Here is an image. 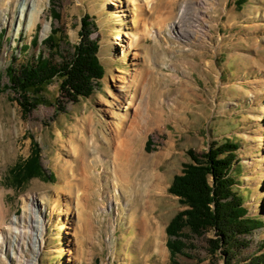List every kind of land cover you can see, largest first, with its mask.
<instances>
[{
	"label": "rangeland",
	"instance_id": "374dc122",
	"mask_svg": "<svg viewBox=\"0 0 264 264\" xmlns=\"http://www.w3.org/2000/svg\"><path fill=\"white\" fill-rule=\"evenodd\" d=\"M36 1L0 0V264L36 256L20 231L7 229L14 219L24 224L31 201L46 227L38 264H172L166 227L182 206L168 188L191 160L188 149L203 152L212 142L240 144L235 190L248 215L264 222V0H57L65 55L88 13L105 75L90 97L65 95L60 110L41 105L24 117L4 87L9 66L46 51L51 0L31 28ZM185 4L190 16L180 31L174 23ZM137 122L143 159L116 172L117 140ZM33 139L54 181L34 177L15 188L10 171L29 156ZM211 236L189 239L176 264H224L209 252ZM242 239L249 245L234 264L264 253V226Z\"/></svg>",
	"mask_w": 264,
	"mask_h": 264
},
{
	"label": "trees",
	"instance_id": "16d2710c",
	"mask_svg": "<svg viewBox=\"0 0 264 264\" xmlns=\"http://www.w3.org/2000/svg\"><path fill=\"white\" fill-rule=\"evenodd\" d=\"M236 2L242 6L246 0ZM50 5L52 27L42 41L46 51L40 50L34 61L18 69L13 66L7 69L10 83L4 88L16 94L24 117L41 105L57 106L60 110L61 98L65 95L72 102L90 97L105 75L98 55L99 41L93 38L97 27L93 17L86 13L81 18L80 40L68 56L63 50L67 36L55 23L62 17L57 0H51ZM38 43L39 38L35 37L30 44L37 46ZM29 46L23 45V49L28 50ZM239 148L238 142L225 140L212 142L203 152L188 149L191 160L183 165L168 188L182 206L166 227V245L172 264H176L177 255H188L189 239L209 232H212L208 238L209 252L220 253L224 264H234L237 252L249 245L242 237L264 226L262 219L248 215L243 196L235 190L238 179L234 170L239 161ZM41 153L40 144L33 139L29 156L19 160L10 171L15 188L23 187L34 177L54 181V175L43 167ZM237 264H264V253Z\"/></svg>",
	"mask_w": 264,
	"mask_h": 264
},
{
	"label": "bare ground",
	"instance_id": "6f19581e",
	"mask_svg": "<svg viewBox=\"0 0 264 264\" xmlns=\"http://www.w3.org/2000/svg\"><path fill=\"white\" fill-rule=\"evenodd\" d=\"M5 1H7L6 4H8V2H11L12 0L11 1L1 0V5L2 4L4 5ZM19 1L20 0H13L15 4L18 3ZM22 1H23V4L26 5L32 0H22ZM44 1L45 0H38V2L36 1V3L33 4L34 9L30 16L31 28L35 27L38 23ZM188 5L185 4L183 6L180 19L176 23H174L176 26L179 27L180 31L184 30V27H183L184 18L187 16H190L188 15L189 13ZM199 15H200L199 11H197L195 14L194 13L191 14V17L193 18L192 21L196 22L198 18L200 17ZM140 126H141V123L139 124L137 122L135 126L132 125L131 130L129 132L127 131L128 133L125 135V138L121 139V136L120 138H118L116 152L113 155V163L115 164L114 168L116 172L123 171L124 167L127 166L128 163H130L131 165H134L137 162H139L141 159H143L142 151L138 147L140 135L137 129ZM105 162L108 164L110 163L107 160ZM106 165H105V168H106ZM72 174L73 173H71V175ZM67 185L74 186L72 181H68ZM43 203L45 204L44 201ZM43 214H44L43 211L40 212L38 209H36L35 205L31 201L30 203H28V214L25 218H23L24 224H22L21 227L18 224L19 223L18 219H14L10 224H7L8 226L7 229L9 230L10 233L14 232L15 230L20 231L22 235L21 237H23V239L26 240L25 243L29 246L31 244L34 247L36 256L33 259H29L26 253H22L21 254L22 264H38L37 256L40 254V251H42L43 245L45 243L46 227H45L43 217H42ZM20 228L22 229L20 230ZM158 255H161V252L158 253ZM146 260H148V258L146 256H143V261H146Z\"/></svg>",
	"mask_w": 264,
	"mask_h": 264
}]
</instances>
